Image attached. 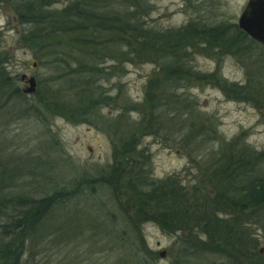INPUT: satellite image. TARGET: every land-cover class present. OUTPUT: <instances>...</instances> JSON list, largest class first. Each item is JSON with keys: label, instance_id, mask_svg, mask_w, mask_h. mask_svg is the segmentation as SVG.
Wrapping results in <instances>:
<instances>
[{"label": "rangeland", "instance_id": "1", "mask_svg": "<svg viewBox=\"0 0 264 264\" xmlns=\"http://www.w3.org/2000/svg\"><path fill=\"white\" fill-rule=\"evenodd\" d=\"M130 1L0 0L1 61L11 82L22 92L26 86L20 76L24 74L35 78L36 91L45 92L46 97L57 91L64 96L63 101H68L71 94L75 90L80 91L86 83L87 89L99 86L95 95L101 92L102 97L117 99V103L108 105L93 97L98 101L95 109L89 105L90 101H82V107L77 109L81 115L73 120L41 110L39 102L43 96L38 97L36 92L24 94L22 103L26 107H37V113L25 109L15 97L0 101V159L18 170L19 176L15 178L19 185L33 184L34 191H30L33 197H43L52 188L70 182L82 185L83 181H94L92 188L95 195L86 199L83 197L74 206L78 216L65 227L68 229L66 237L58 240L43 236L32 242L31 255L35 264H138L134 259L136 256L146 264L264 263V221L263 224L258 220L254 223L229 221L235 225L232 237L238 236L237 245L251 250V253H244L237 247L222 250L221 253L205 251L194 255L185 250L183 241H186V234L164 230L153 219L142 220L144 217L135 219L132 224L136 209L133 207V190L123 179L121 184L124 188L117 191L116 180L109 175L112 167L117 172L133 166L134 170L139 169L145 178L156 184L176 180L186 188L185 195L191 196L192 200L198 198L202 204L208 201L204 194L210 199L214 192L205 177L200 175L198 165L205 168L210 163L209 153L216 150L218 142L211 141L215 143L213 145L207 139H196L193 143L191 136H187L180 145L182 136L177 129L168 136L164 132L146 135L137 131L141 116L127 105L129 102L144 101L145 88L157 76L158 64L129 59L132 56L126 54L129 49L123 42L111 47L114 27H107L108 19L112 15H124L127 27L128 19H132L131 13L134 12L133 22H139L146 28L165 31L177 30L191 23H194L192 26L203 25L205 28L225 24L230 26L228 34L233 35L235 29L231 27L237 26L248 0H139V11ZM74 5L83 10L92 9L93 17L101 16L103 25L97 29L91 27L86 32L94 37L97 45L89 48L77 44L76 34H82V31L71 29L67 34L57 32L51 37L37 36L38 27L50 28L51 14L63 13ZM21 16L23 19H20ZM35 16L43 20V26L36 24L38 20ZM78 21L67 28L80 25ZM83 22L86 24V21ZM249 39L241 40V43H249ZM187 45L184 48L185 57L189 59L190 66L207 77L178 88L175 94H182L196 105L200 115L198 119L194 116V120L202 129L209 124L216 128L219 141H230L241 134L244 144L257 152L263 151L264 97L250 94L252 100H236L232 95L227 96L218 82L244 86L249 74L258 89L260 84H264V47L256 43L248 50L252 62L251 59L228 53L224 48L214 47L216 50L212 51ZM219 51L222 53L219 54ZM90 52L91 57L85 58L84 54ZM79 65L84 68L96 66L98 70L90 80L74 73ZM56 67H64L65 70ZM161 113L160 120L163 121L160 125L172 123L171 119L176 115L171 110ZM187 115L184 112L182 116ZM145 124L141 125L142 129L146 128ZM131 135L137 146L127 154V159L115 160V149L119 143L130 140ZM256 172L264 174V161L257 163ZM79 188L88 191L82 186ZM89 217L98 223L92 224ZM114 219H117L116 223ZM118 221L121 223L117 237ZM108 231L111 237L107 236ZM227 234L223 230L225 237ZM201 238L204 240L205 236ZM124 241L140 248L138 255L126 253L128 248ZM161 251L165 252L163 257L159 255Z\"/></svg>", "mask_w": 264, "mask_h": 264}, {"label": "trees", "instance_id": "2", "mask_svg": "<svg viewBox=\"0 0 264 264\" xmlns=\"http://www.w3.org/2000/svg\"><path fill=\"white\" fill-rule=\"evenodd\" d=\"M3 1L6 2L8 0ZM130 4L135 7V10L139 11V0H131ZM73 9L75 12H72ZM91 10H83L78 5H74L72 8L64 10L63 13L51 14L50 28L38 27L36 29L39 31L37 36L42 37L45 35L51 37L57 32L67 34L69 32L68 29H71V31L76 32L82 31V34H76L78 36L76 38L77 44L89 48L95 46L97 43L94 37L86 34V32L91 27L100 28L103 23L100 22L102 21L100 20L102 19L101 16L93 17L94 12ZM134 14V12L131 13L132 19ZM35 17L38 20L36 24L43 26V20H39L37 16ZM20 19H23L22 16ZM80 19H84L83 21H86V24ZM132 19H128V26L126 27L127 22L124 15H112L108 19L107 27H114L110 38L111 47L118 46L123 42L129 49L126 54L128 57L129 55L132 56L129 59L151 61L158 64L157 76L151 79L145 88L144 101L142 103L129 102L127 105L130 110H136L141 116L138 123L139 128H136L138 129L137 131L146 135L164 132L168 136L172 130L177 129L182 136L179 142L180 145L187 136H191L193 143L196 139L201 141L207 139V142L213 145L215 143L211 141L218 142L216 150L209 153L210 163L206 164L205 168H200L198 165L200 175L205 177L209 187L214 192L213 196L209 197L210 199L204 194L208 201L202 204L198 201V198L194 197L192 200L191 196L185 195L184 190L186 188L174 179L156 184L153 180L145 178L139 169L134 170L133 166L125 167V170L120 169L117 172L112 167L109 175L116 180L117 191L124 188L121 184L123 179L126 180V184L133 190V207L136 209L135 218L131 219L132 224L135 223V219L144 217L142 220L153 219L164 230L186 234L187 236L184 237L186 241H183L185 250H190L194 255L203 254L205 251L221 253L227 249H237V247L242 249L241 251L244 253L245 251L251 253V250H247L244 247L240 248V245H237L238 236L232 237L235 225H231L229 221L234 219L240 220L241 223H254V221L258 220L263 224L264 174H257L256 167L257 163L264 161V150L257 152L244 144L241 134L230 141H225L224 139L219 141L216 128L210 127L209 124L202 129L194 120V116L198 119V115H200L196 105L189 102L188 98L182 97V94H175V92H177L178 88L187 87L194 81H200V79L207 77V75L200 74L194 70L189 64V59L185 57L186 49L184 48L188 42H190L189 46L192 48L202 47L212 51L216 50L214 47L224 48L228 53L251 59V61L252 57L248 54V50L252 46L255 47L256 42L249 39L236 25L231 27L235 29L233 35L228 34L230 26L225 24L205 28L203 25L192 26L194 23H191L177 30L159 31L146 28L139 22H133ZM76 21L80 25L67 28L69 24L72 25ZM54 24H59V26L55 27ZM246 39H249V43H241V40ZM33 44L35 43L33 42ZM220 53L222 51H219ZM1 57L0 55V101L15 97L16 101L22 103L24 93L15 83L11 82V78L7 75L2 65ZM84 57H91V52L85 53ZM55 69L65 70L64 67H56ZM96 70H98L96 66L84 68V66L79 65L73 71L91 80ZM208 76L214 77L213 75ZM246 81L247 83L244 86L237 83L228 84L229 82L227 81L218 82V85H220L227 96L232 95L233 99L236 100H252L253 98L250 94H258L264 97V84H260L257 89V84L255 85L254 79L249 77V74ZM225 83L226 85H224ZM5 84L12 88L6 87ZM97 88L99 86L87 89L85 83L80 91L75 90L71 94L72 96L68 101H63L64 96L62 97L57 91L50 93L48 97L44 95L45 92L43 94L39 93V90L36 91V94L38 97H44H40L39 106L41 110L51 111L53 114L55 113L54 115L73 120L78 119L81 115L77 109L82 107V101H90L89 105L94 109L100 100L108 105L117 103L116 97H102L101 92L95 95ZM93 97L98 99V101L93 100ZM22 105L28 111L39 112L37 107H26L23 103ZM169 110L174 112V114L176 113L171 119L173 122L160 125L163 121L160 120L161 112H168ZM85 111L84 108L83 112ZM184 112L188 114L186 117L182 116ZM143 123L146 127L144 129L141 128ZM198 128L200 130H197ZM199 136L202 137L199 138ZM136 146L137 143L134 142V136L128 141L119 143V147L114 152V159H127V154L134 150L133 148ZM1 160L0 264H35L31 255L32 242L39 240L43 236H50L58 240L66 237L68 229L65 227L71 225L73 218L78 216L74 206L79 204L78 201L83 197L86 199L95 195V190L92 188L94 187V181L89 179L87 182H81L82 185L70 182L64 186L52 188V191L43 197H33L30 194V191H34L33 184L19 185L15 178V176H19L17 174L18 170L8 166L7 163ZM78 185L88 191L80 190ZM147 187L150 189L144 190ZM205 187L204 185L203 191ZM117 191L115 192L118 193ZM226 215L227 217H225ZM89 219L92 224L94 222L98 223V221H93L90 217ZM113 222L116 223L117 219H114ZM120 223L118 221L117 237L120 232ZM127 225L131 226L128 222ZM96 226L98 227V225ZM91 229H93V226H91ZM223 230L228 233L226 237L223 235ZM109 235L111 237L110 231L107 232V236ZM202 236H205L204 240L201 238ZM124 242L127 243L128 248L126 253L131 256L138 255L140 248L133 246L132 243L127 241ZM122 246L124 247V245ZM243 255L245 256V254ZM134 259H136L138 264H146L138 256L134 257Z\"/></svg>", "mask_w": 264, "mask_h": 264}, {"label": "water", "instance_id": "3", "mask_svg": "<svg viewBox=\"0 0 264 264\" xmlns=\"http://www.w3.org/2000/svg\"><path fill=\"white\" fill-rule=\"evenodd\" d=\"M237 27L250 39L264 47V0H248L238 20ZM20 80L24 82V94H33L36 91V80L22 74ZM163 257L164 251L159 252Z\"/></svg>", "mask_w": 264, "mask_h": 264}]
</instances>
